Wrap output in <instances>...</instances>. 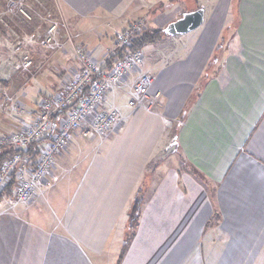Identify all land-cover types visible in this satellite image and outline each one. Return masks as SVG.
Instances as JSON below:
<instances>
[{
    "label": "crops",
    "instance_id": "obj_1",
    "mask_svg": "<svg viewBox=\"0 0 264 264\" xmlns=\"http://www.w3.org/2000/svg\"><path fill=\"white\" fill-rule=\"evenodd\" d=\"M43 2L100 60L118 30L161 0ZM215 3L207 21L203 15L173 45L172 61L151 70L148 92L159 93L158 104L121 100L146 72L132 73L105 96L120 118L98 149L76 141V133L31 202L0 196V264H264V0ZM7 36L0 27V134L29 123L77 70L68 46L31 38L25 47L34 61L23 70ZM80 149L76 172L60 185L64 196L56 190L60 199L39 211L49 178ZM172 152L178 165L157 169ZM141 179V213L125 243ZM3 198L11 203L2 205Z\"/></svg>",
    "mask_w": 264,
    "mask_h": 264
},
{
    "label": "built area",
    "instance_id": "obj_2",
    "mask_svg": "<svg viewBox=\"0 0 264 264\" xmlns=\"http://www.w3.org/2000/svg\"><path fill=\"white\" fill-rule=\"evenodd\" d=\"M142 22V17H138L116 32L105 58L100 60L77 43L62 22L65 39L62 44L70 47L77 70L59 92L40 102L36 115L29 123L17 131L0 134V150L6 147L14 149L0 167V192L13 178L15 198L23 203L31 202L38 186L50 174L55 156L67 148L76 130L81 136L88 137L90 133L105 135L113 128L120 113L115 105H104L105 96L114 86L139 70L142 51H130L110 67H102L119 47L131 45ZM58 28L57 23L49 26L44 38L45 46H57L54 35ZM30 63L28 56H23L21 67L27 68ZM151 82L150 74L140 73L133 81L127 104L133 106L137 102H145L149 107L158 104L159 93L148 92ZM18 111H24L22 106Z\"/></svg>",
    "mask_w": 264,
    "mask_h": 264
},
{
    "label": "rangeland",
    "instance_id": "obj_3",
    "mask_svg": "<svg viewBox=\"0 0 264 264\" xmlns=\"http://www.w3.org/2000/svg\"><path fill=\"white\" fill-rule=\"evenodd\" d=\"M43 1L44 0H0V27H2L3 30L6 32V34L9 35L6 37V40H4L5 44L7 45V48H12V45H13L14 52H16L20 57V61H21L20 66L22 65L23 56L27 55L28 58L31 60L29 67L27 68L21 67L23 70L29 69L33 65V61H34L32 56L26 51L25 43L27 42V40H29V38H31V40H33V42L36 45L40 46L42 43V45L45 46L44 38L46 35V31L51 24L57 23L59 26V28L57 29V32L54 35L55 45H57L56 47L62 48V47L68 46L67 44H62L65 40L64 30L61 25L63 22L61 21L62 19L58 18L56 10L53 7H48L47 4H45ZM215 1L216 0H161V2H158L159 4H150L151 10L147 13H144L142 16H139V17H142L143 22H142L141 29L139 30L138 34L140 35L144 30H147V31L152 30V29L162 30L168 22L179 18L184 12L195 10L198 7L203 9L204 20L206 22L209 12L211 11L212 7L215 6L216 4ZM136 18L137 17L133 18L131 21L133 22L134 20H136ZM116 26L119 29L121 27V24H117ZM120 30H122V28ZM191 32L193 31L177 33L174 35H169V34L164 33L160 35L159 41L155 43L146 44L145 46H143L142 47L143 60H142V64L139 70H141L142 68V70L145 71L146 73L153 75L152 72L160 68L161 61H163L164 59H168L170 55L173 54V51H172L173 45L176 42H179V39L182 40L184 38H188ZM95 36L96 35H92L91 38H95ZM172 59L173 58L170 57L171 61ZM161 65H164V64H161ZM127 99H128V96L126 94H123L121 96V100L124 103L127 102ZM14 104H15L14 102L11 104V108L18 114L23 115L25 111L24 107L18 103L16 104V107H14ZM20 106H22L24 110L23 112L18 111L20 110ZM76 133H78V136L75 137L76 141L77 140H79V142L84 141L85 145L88 144L87 146H89V144L97 143V149H98V146H100L101 140H103L107 134L106 133L105 135H96L94 133H90L88 137H83L81 136L80 132L76 130L72 134V137L76 135ZM65 150L61 151L60 153L64 152ZM80 150H79L78 156H77V153L74 151L72 152V154L66 155V161H67L66 170L61 171L57 169L54 171L53 177L49 178L46 188H43L42 190V195L39 199L40 202L37 204L39 211H42V210L44 211V210L49 209L50 207H53L54 202L55 201L57 202V200L60 199V196L62 197L64 196L63 191H65V188L61 190L62 186L60 185L62 182L67 181V179H69L70 176L76 172V168L74 165H76L77 162L82 161V158H83L81 157L79 160V154L83 153L84 155V152L82 151L84 149H80ZM175 156L176 154L174 152L165 154L164 157H161L159 159V161L157 160L156 162L157 169H159L163 165L171 164V165L177 166L178 161H177V157ZM169 161H170V164H169ZM158 162L160 163V165ZM56 190L58 192L59 191L62 192L60 193V196L54 194ZM48 196H50V198ZM8 199L3 198L1 201V204L4 205L5 203L6 204L11 203L10 202L11 199L9 200ZM15 204H18V203H15ZM21 206H25V205H21ZM122 245H124L122 241L118 242L119 250L123 249ZM110 254L111 253H109V255Z\"/></svg>",
    "mask_w": 264,
    "mask_h": 264
},
{
    "label": "trees",
    "instance_id": "obj_4",
    "mask_svg": "<svg viewBox=\"0 0 264 264\" xmlns=\"http://www.w3.org/2000/svg\"><path fill=\"white\" fill-rule=\"evenodd\" d=\"M161 34H164L163 29L162 30L152 29L149 31L144 30L140 35L138 34L136 38L132 40L131 45L121 46L112 55H110L105 60V64L102 68L106 69L110 67L117 60L121 59L125 53H129L130 51H133V50L142 51V47L145 46L146 44L155 43L159 41ZM13 151L14 149L11 147H6L0 150V167L8 158H10ZM14 183H15L14 179L11 178L10 181L6 184L3 191L0 192V196L3 195V196L8 197L10 195H13ZM143 185H144L143 179H141L133 193V205L128 211L127 226H126V230L124 233L125 243L127 242V240L131 238L135 228L137 227L138 219L141 213ZM117 264H119V262Z\"/></svg>",
    "mask_w": 264,
    "mask_h": 264
},
{
    "label": "water",
    "instance_id": "obj_5",
    "mask_svg": "<svg viewBox=\"0 0 264 264\" xmlns=\"http://www.w3.org/2000/svg\"><path fill=\"white\" fill-rule=\"evenodd\" d=\"M203 22V9L184 12L179 18L172 20L163 28L164 33L174 35L184 33L197 28Z\"/></svg>",
    "mask_w": 264,
    "mask_h": 264
}]
</instances>
